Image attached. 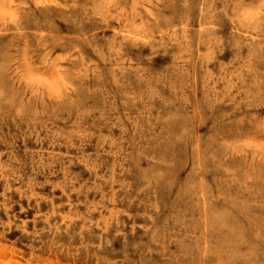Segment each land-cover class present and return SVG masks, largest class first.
Wrapping results in <instances>:
<instances>
[{
	"label": "rangeland",
	"instance_id": "374dc122",
	"mask_svg": "<svg viewBox=\"0 0 264 264\" xmlns=\"http://www.w3.org/2000/svg\"><path fill=\"white\" fill-rule=\"evenodd\" d=\"M11 261L264 264V0H0Z\"/></svg>",
	"mask_w": 264,
	"mask_h": 264
},
{
	"label": "bare ground",
	"instance_id": "6f19581e",
	"mask_svg": "<svg viewBox=\"0 0 264 264\" xmlns=\"http://www.w3.org/2000/svg\"><path fill=\"white\" fill-rule=\"evenodd\" d=\"M7 245V244H6ZM6 257V256H5ZM10 258V257H9ZM12 262V261H11ZM12 264H13V262H12Z\"/></svg>",
	"mask_w": 264,
	"mask_h": 264
}]
</instances>
